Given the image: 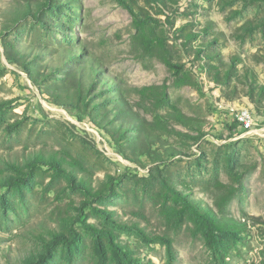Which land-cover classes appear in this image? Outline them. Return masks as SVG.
I'll return each mask as SVG.
<instances>
[{"label": "rangeland", "instance_id": "rangeland-1", "mask_svg": "<svg viewBox=\"0 0 264 264\" xmlns=\"http://www.w3.org/2000/svg\"><path fill=\"white\" fill-rule=\"evenodd\" d=\"M0 264H264V0H0Z\"/></svg>", "mask_w": 264, "mask_h": 264}, {"label": "built area", "instance_id": "built-area-1", "mask_svg": "<svg viewBox=\"0 0 264 264\" xmlns=\"http://www.w3.org/2000/svg\"><path fill=\"white\" fill-rule=\"evenodd\" d=\"M234 120L241 131H249L254 125L253 114L249 117H242V110L238 111L234 115Z\"/></svg>", "mask_w": 264, "mask_h": 264}, {"label": "trees", "instance_id": "trees-1", "mask_svg": "<svg viewBox=\"0 0 264 264\" xmlns=\"http://www.w3.org/2000/svg\"><path fill=\"white\" fill-rule=\"evenodd\" d=\"M202 220L205 222V236L209 237L210 234V230H211V222L209 219H207L206 217H202ZM96 231V230H94ZM61 237V236H60ZM60 240H63V238H61Z\"/></svg>", "mask_w": 264, "mask_h": 264}, {"label": "bare ground", "instance_id": "bare-ground-1", "mask_svg": "<svg viewBox=\"0 0 264 264\" xmlns=\"http://www.w3.org/2000/svg\"><path fill=\"white\" fill-rule=\"evenodd\" d=\"M242 117H246V116L242 115Z\"/></svg>", "mask_w": 264, "mask_h": 264}]
</instances>
